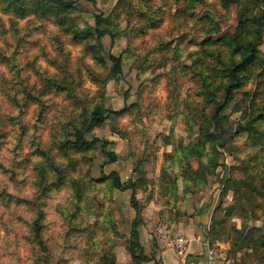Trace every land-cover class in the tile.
I'll return each instance as SVG.
<instances>
[{
  "label": "clouds",
  "instance_id": "clouds-1",
  "mask_svg": "<svg viewBox=\"0 0 264 264\" xmlns=\"http://www.w3.org/2000/svg\"><path fill=\"white\" fill-rule=\"evenodd\" d=\"M0 264H264V0H0Z\"/></svg>",
  "mask_w": 264,
  "mask_h": 264
}]
</instances>
